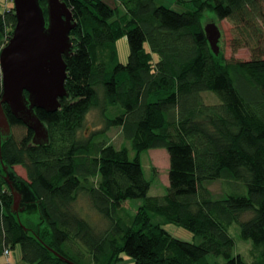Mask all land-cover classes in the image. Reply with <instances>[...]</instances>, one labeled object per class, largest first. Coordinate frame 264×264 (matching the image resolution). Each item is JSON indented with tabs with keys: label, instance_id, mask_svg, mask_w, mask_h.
<instances>
[{
	"label": "trees",
	"instance_id": "trees-1",
	"mask_svg": "<svg viewBox=\"0 0 264 264\" xmlns=\"http://www.w3.org/2000/svg\"><path fill=\"white\" fill-rule=\"evenodd\" d=\"M64 1L77 21L65 57L69 96L56 111L35 109L49 141L35 144L33 130L3 105L12 132L1 141L0 264H14L17 245L30 264H70L49 247L77 264H210V254L220 264H264V0H189L183 11L162 0H121L123 13L107 0ZM4 4L0 51L17 23ZM41 6L47 15V0ZM209 11L232 22V49L247 48L251 58L213 52ZM124 33L126 63L117 47ZM94 109L104 125L89 129ZM113 126L131 147L111 143ZM157 147L169 153V183L165 194L149 195L140 153ZM19 164L26 179L13 169ZM6 166L23 195L18 211ZM212 180L224 183L223 198L211 193ZM81 197L107 220L104 228L77 208ZM138 198L128 217L127 200ZM171 222L200 242L177 238L164 227ZM235 223L252 241L253 259L235 252Z\"/></svg>",
	"mask_w": 264,
	"mask_h": 264
},
{
	"label": "water",
	"instance_id": "water-1",
	"mask_svg": "<svg viewBox=\"0 0 264 264\" xmlns=\"http://www.w3.org/2000/svg\"><path fill=\"white\" fill-rule=\"evenodd\" d=\"M13 11L16 25L13 35L0 51L3 94L0 100V158L2 159L1 136L11 134V122L3 105L11 108L15 118L23 121L34 132V143H47L49 130L35 109L56 111L61 106L60 98L69 96L66 90L67 62L65 57L73 53L71 31L77 25L73 12L64 0H47V15L41 0H14ZM204 32L213 52L221 51L223 37L216 22H207ZM8 167L5 178L13 193L14 211L20 210L22 192H19ZM50 250L62 260L77 264L55 249Z\"/></svg>",
	"mask_w": 264,
	"mask_h": 264
},
{
	"label": "rangeland",
	"instance_id": "rangeland-1",
	"mask_svg": "<svg viewBox=\"0 0 264 264\" xmlns=\"http://www.w3.org/2000/svg\"><path fill=\"white\" fill-rule=\"evenodd\" d=\"M112 6L119 7V10L121 13H123L124 6L121 4V0H107ZM166 4H168L171 8H174L178 11H183L187 8L191 7V3H189V0H162ZM161 3V0H159ZM4 3L8 6H14V0H0V7L1 9H4ZM207 22H216L220 25L223 37L220 40L219 44L221 46V51L224 52L226 57L228 58H240L244 60H248L251 58L250 50L247 48H240L237 51H234L232 49V46L230 44V40L233 37L232 33V27L233 24L228 19L224 20H218L216 14L212 12H206L204 17V24ZM117 47L119 49V60L126 63L128 61V55L130 53L129 48V42L128 38L126 36V33L121 34L118 37L117 41ZM112 113V112H110ZM113 114V113H112ZM111 114V115H112ZM87 125L89 126V129L92 128H101L103 124V118L100 114L98 109H94L91 111ZM14 132L16 129L13 127ZM108 135L110 136V141L113 145H115L117 148H123L125 146L130 145V141H128L124 134L121 132V127L119 126H113V128L109 129ZM131 157H135L136 153L132 150H130ZM141 155V163L144 168L145 176L149 177L152 180L151 188L149 190V195H159V194H165L167 192V185L169 183V153L167 152V149L164 147H157V148H150L142 151L140 153ZM14 171L22 176L23 178H27V171H25V168L22 165H15L13 166ZM208 187L212 194L216 198H223L225 196V185L220 180H212L207 182ZM246 190V189H245ZM143 202V199H128L127 203L125 204L126 209H128V217L133 216L137 210L138 205ZM77 208L86 214L88 219L95 225H98L101 228H104L107 225V220L96 210L93 208V206L90 204L89 200H87L86 197H81L79 201L76 203ZM164 227L168 229L170 233H173L177 238L185 239L188 241H196L200 242V238L195 237L192 232H190L188 229L184 228L183 226H179L173 222L164 224ZM231 235L235 238V252H240L245 258L247 259H253L254 256H251V248H252V241L251 240H244L240 236V225L237 223L232 224V227L230 228ZM11 262L14 264H30L26 262L24 259H22L21 256V247L17 245L16 248H12L11 254L9 255ZM208 258L210 260V264H220L224 262V258L222 257H214L213 255H208ZM5 259H9L5 256ZM132 260H125L121 261V264H127L130 263Z\"/></svg>",
	"mask_w": 264,
	"mask_h": 264
},
{
	"label": "built area",
	"instance_id": "built-area-1",
	"mask_svg": "<svg viewBox=\"0 0 264 264\" xmlns=\"http://www.w3.org/2000/svg\"><path fill=\"white\" fill-rule=\"evenodd\" d=\"M0 56H1V54H0ZM3 81H4V76H3L2 68H1V65H0V83H1L2 86H3Z\"/></svg>",
	"mask_w": 264,
	"mask_h": 264
},
{
	"label": "flooded vegetation",
	"instance_id": "flooded-vegetation-1",
	"mask_svg": "<svg viewBox=\"0 0 264 264\" xmlns=\"http://www.w3.org/2000/svg\"><path fill=\"white\" fill-rule=\"evenodd\" d=\"M3 138V136H1ZM5 137V136H4Z\"/></svg>",
	"mask_w": 264,
	"mask_h": 264
}]
</instances>
